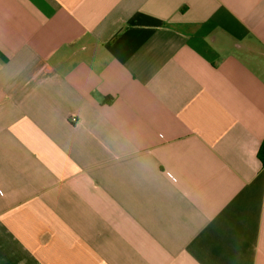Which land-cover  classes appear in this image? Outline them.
<instances>
[{
	"label": "crops",
	"instance_id": "obj_1",
	"mask_svg": "<svg viewBox=\"0 0 264 264\" xmlns=\"http://www.w3.org/2000/svg\"><path fill=\"white\" fill-rule=\"evenodd\" d=\"M264 0H0V264H264Z\"/></svg>",
	"mask_w": 264,
	"mask_h": 264
},
{
	"label": "trees",
	"instance_id": "obj_2",
	"mask_svg": "<svg viewBox=\"0 0 264 264\" xmlns=\"http://www.w3.org/2000/svg\"><path fill=\"white\" fill-rule=\"evenodd\" d=\"M258 158L262 162V164L264 165V142L261 144V147L258 151Z\"/></svg>",
	"mask_w": 264,
	"mask_h": 264
}]
</instances>
